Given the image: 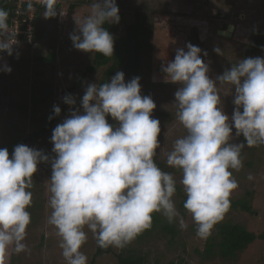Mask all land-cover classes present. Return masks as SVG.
Listing matches in <instances>:
<instances>
[{"label": "clouds", "instance_id": "9594fccd", "mask_svg": "<svg viewBox=\"0 0 264 264\" xmlns=\"http://www.w3.org/2000/svg\"><path fill=\"white\" fill-rule=\"evenodd\" d=\"M42 2L44 17H55L56 0ZM89 8L87 16L75 20L72 45L111 57L114 37L104 25L120 21L116 0H94ZM9 30L8 12L0 9V52L12 56L17 41L12 42ZM185 47L187 51L177 48L174 59L161 65L164 81L179 85L172 104L186 131L174 141L166 164L179 170L183 208L196 236L207 239L230 209V196L238 187L233 170L243 166V148L264 145V57L239 59L213 79L202 50L191 43ZM214 51L220 54L218 47ZM11 71L7 62L0 64V72ZM218 83L231 86V116L221 107ZM62 100L69 113L52 130L54 156L24 144L14 146L11 156L0 148V264L9 250L28 251L24 241L31 223L32 177L40 163L51 166L47 224L55 229L65 264H88L80 249L89 231L98 247L122 249L152 227L153 213L169 223L179 216L173 199L177 181L154 160L160 121L151 116L156 108L152 97L141 95L140 77L126 82L117 71L105 83L87 84L78 107L71 94ZM52 111L49 120L61 114L57 105ZM241 135L244 142L234 143ZM180 227H186L182 218Z\"/></svg>", "mask_w": 264, "mask_h": 264}, {"label": "rangeland", "instance_id": "374dc122", "mask_svg": "<svg viewBox=\"0 0 264 264\" xmlns=\"http://www.w3.org/2000/svg\"><path fill=\"white\" fill-rule=\"evenodd\" d=\"M92 2L94 0L81 3L83 5L75 11H62L58 18L46 21L45 25L40 24L42 38L31 48H18L15 44L12 56L0 53V64L7 62L12 69L10 73H0V148H7L10 156L14 144L31 134L34 127L42 125L53 112V105L60 106L62 93L75 96L78 107L86 85L101 83L106 68L88 73L87 69L93 65L94 52L75 49L69 38L76 27L75 20L88 15ZM116 4L120 21L112 24L115 38L124 35V24L133 22L136 15L146 18V32L143 34L145 48L141 52V66L136 77H140L141 95H150L156 103L151 114L160 121L161 127L157 137L160 148L157 149L156 156L159 161L166 163L167 153L172 149L174 141L185 135L186 131L177 121L176 109L172 104L174 92L179 85L164 81L161 65L174 59L177 48L187 51L185 45L191 43L202 50V58L209 65V76L214 79L219 74L218 69L228 64L231 67L242 59L250 40L249 33L254 30L253 27L264 25V22L261 23L264 17V0H116ZM230 24L235 27L230 38L217 34L218 31L226 30ZM217 47L220 49L219 55L214 51ZM48 52L54 54L50 56L51 60L35 62L34 59L46 57ZM203 52H207V56H203ZM16 53H19L18 58ZM258 56L264 57V53L254 57ZM129 80L125 78L126 82ZM79 81V86L74 87L75 82ZM44 86L46 88L42 90ZM217 88L221 96V107L231 116L234 108L231 86L218 83ZM42 94L47 97L45 101H40ZM34 99L39 101L34 103ZM23 105L26 106L25 112L18 109ZM68 113L69 106L57 119L52 130ZM107 119L109 123H115L111 117ZM52 130L45 139H37L26 145L54 156L51 151L53 144L50 142ZM233 135L235 136V130ZM233 142L243 143L244 138L242 135L235 137ZM241 157L242 168L239 171L233 170L238 187L232 192L230 201L249 199L250 196L252 212H228L224 214L222 221L239 223L260 234L264 232V145L245 146ZM173 175L184 194L179 183L180 172ZM249 175L253 179H248ZM50 177V164H38L31 189L32 205L28 208L32 222L26 229L24 241L28 251L14 253L9 250L5 264H65L55 229L47 224L51 211L48 207L47 184ZM173 199L179 212L175 219L179 230L178 245L168 246L167 239L158 236L141 242L133 240L122 250L138 248L143 252L145 264H264V241L254 242L231 263H224L218 258L202 261L196 251H203L207 239L191 233L190 226L194 223L186 210L180 207L182 199L177 193ZM181 218L186 225L184 228L180 227ZM215 231L214 225L211 233ZM95 247L96 241L89 231L88 240L80 249L88 257V264H91ZM113 250L116 254L121 251L114 247ZM114 257L115 255L97 258L94 264H115ZM13 259L15 261L12 263Z\"/></svg>", "mask_w": 264, "mask_h": 264}, {"label": "trees", "instance_id": "16d2710c", "mask_svg": "<svg viewBox=\"0 0 264 264\" xmlns=\"http://www.w3.org/2000/svg\"><path fill=\"white\" fill-rule=\"evenodd\" d=\"M71 1V2H70ZM84 1V2H83ZM91 0H56L55 7L57 8V15L55 17L45 18L46 9L41 5H32L24 4L22 6L21 13L17 15L18 8L16 6L15 1L10 0H0V9H3L8 12V25L9 29H12V25L15 20L19 19L21 22V28L24 29L25 26L23 24V20H28L29 15H31V44H28L27 37L23 35L16 36V47H32L42 38V33L39 30V25H45L46 21L54 18H58L59 14L62 11L70 12L75 11L80 6ZM264 22V17L262 18L261 23ZM146 18L140 17L136 15L135 20L133 22H127L124 24V35L121 37L115 38L114 35V51L113 56L105 57L100 53L94 52V60L93 65L87 69L88 73H93L99 68H106L104 71V75L101 79V83L107 82L117 71H122L124 73L125 78H129L130 80L136 77L138 71L141 66V52L145 48V41L143 38V34L146 32ZM107 30L113 34V25L106 24L104 25ZM254 30L249 33L250 40L247 43V48L242 57H254L255 55H260L264 53V25H257V27H253ZM3 53L4 55L6 53ZM55 53V52H53ZM51 54V55H50ZM1 55V54H0ZM54 54L47 53L46 57H39L34 59L35 62L41 63L42 61L51 60ZM229 64L227 66L221 67L218 69V73L222 74L223 71L229 68ZM1 73V72H0ZM218 74V75H219ZM79 82H75L74 87L79 86ZM100 83V84H101ZM45 86L42 87V90H45ZM71 91V90H69ZM67 93H62V97ZM43 98L40 101H45L47 98L46 95L42 94ZM62 97L60 99V108L61 114H64L65 110L68 108V105L63 103ZM39 101L34 99V103ZM21 111H26V106L18 107ZM53 112L49 115L52 116ZM54 116L53 119L44 120V123L37 128L34 127V130L31 134H29L26 138L21 140L20 142H16L14 145L24 144L29 142H34L37 139H45L46 135L51 132L52 127L56 123L57 119L60 117ZM157 165L165 172H171L172 174L175 172H179L178 169H174L169 167L166 163L158 160V157H154ZM36 173L33 174L32 179L34 178ZM178 197L181 198V202L179 203L180 207L183 208V203L186 199L185 195L181 192L180 188L177 186ZM249 199H241L238 201H231L230 209L226 212L232 211H242L244 213L250 214L252 212L250 205V196ZM185 210V209H184ZM35 221V220H34ZM33 221V222H34ZM32 222V217H31ZM190 230L192 234H196L195 225L190 226ZM215 233H211V235L207 238L204 249L202 252L196 251L198 255L201 257L202 261H211L213 258H218L224 263H231L235 261L240 253L245 251L250 245L254 242L264 241V232L257 234L248 230L245 226L239 223H232L230 220L219 221L215 224ZM179 230L177 228V223L174 220L172 223H169L167 219L160 213L152 214V227L143 231L140 235L136 237L135 242L138 240L139 242L150 240L151 238H157L158 236H162L167 239L168 246L178 245V236ZM180 245H183L180 242ZM115 255L116 258L115 264H145V257L143 252L138 248H130L127 250H122L119 254H116L113 250V247L109 248H100L95 247L94 254L91 259V264H94L97 258H102L105 256ZM15 261V259L12 260ZM169 264H172L169 263ZM181 264V263H178Z\"/></svg>", "mask_w": 264, "mask_h": 264}, {"label": "built area", "instance_id": "2783aa9c", "mask_svg": "<svg viewBox=\"0 0 264 264\" xmlns=\"http://www.w3.org/2000/svg\"><path fill=\"white\" fill-rule=\"evenodd\" d=\"M10 1H15L16 2V6L18 8V12L17 15H19V13H21L22 10V6L24 4H32V5H43L42 0H10ZM31 15H29L28 20H23V24L25 26L24 29L21 28V22L19 19L15 20L13 25H12V29L9 30V33L13 36V40L12 42L15 43L16 41V36L18 35H23L27 37V42L28 44H31ZM17 25V27L15 26Z\"/></svg>", "mask_w": 264, "mask_h": 264}, {"label": "water", "instance_id": "95a60500", "mask_svg": "<svg viewBox=\"0 0 264 264\" xmlns=\"http://www.w3.org/2000/svg\"><path fill=\"white\" fill-rule=\"evenodd\" d=\"M235 27L234 25L230 24L226 27V30L225 31H218L217 34L219 36H223V37H226V38H230L231 35H232V32L234 31Z\"/></svg>", "mask_w": 264, "mask_h": 264}, {"label": "flooded vegetation", "instance_id": "af4514ba", "mask_svg": "<svg viewBox=\"0 0 264 264\" xmlns=\"http://www.w3.org/2000/svg\"><path fill=\"white\" fill-rule=\"evenodd\" d=\"M225 31V30H224Z\"/></svg>", "mask_w": 264, "mask_h": 264}]
</instances>
